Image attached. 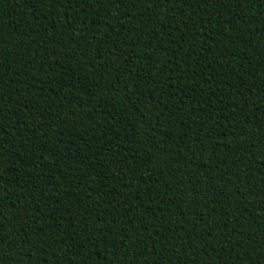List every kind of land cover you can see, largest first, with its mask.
I'll use <instances>...</instances> for the list:
<instances>
[{
	"label": "trees",
	"instance_id": "trees-1",
	"mask_svg": "<svg viewBox=\"0 0 264 264\" xmlns=\"http://www.w3.org/2000/svg\"><path fill=\"white\" fill-rule=\"evenodd\" d=\"M0 264H264V0H0Z\"/></svg>",
	"mask_w": 264,
	"mask_h": 264
}]
</instances>
